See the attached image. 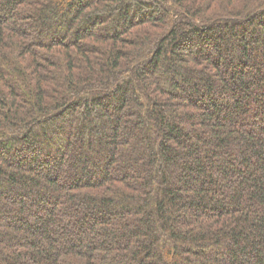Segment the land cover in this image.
<instances>
[{
  "label": "trees",
  "instance_id": "1",
  "mask_svg": "<svg viewBox=\"0 0 264 264\" xmlns=\"http://www.w3.org/2000/svg\"><path fill=\"white\" fill-rule=\"evenodd\" d=\"M0 264H264V0H0Z\"/></svg>",
  "mask_w": 264,
  "mask_h": 264
}]
</instances>
